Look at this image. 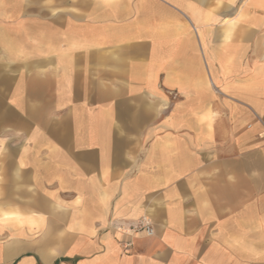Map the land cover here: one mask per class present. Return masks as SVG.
<instances>
[{
    "label": "crops",
    "instance_id": "crops-1",
    "mask_svg": "<svg viewBox=\"0 0 264 264\" xmlns=\"http://www.w3.org/2000/svg\"><path fill=\"white\" fill-rule=\"evenodd\" d=\"M0 264H264V0H0Z\"/></svg>",
    "mask_w": 264,
    "mask_h": 264
},
{
    "label": "built area",
    "instance_id": "built-area-1",
    "mask_svg": "<svg viewBox=\"0 0 264 264\" xmlns=\"http://www.w3.org/2000/svg\"><path fill=\"white\" fill-rule=\"evenodd\" d=\"M116 229L126 238L124 242H121V246L125 250L131 247V239L135 235L145 234L146 236H151L153 234L152 224L145 217L133 222H121L116 226Z\"/></svg>",
    "mask_w": 264,
    "mask_h": 264
},
{
    "label": "bare ground",
    "instance_id": "bare-ground-1",
    "mask_svg": "<svg viewBox=\"0 0 264 264\" xmlns=\"http://www.w3.org/2000/svg\"><path fill=\"white\" fill-rule=\"evenodd\" d=\"M3 220V219H2ZM37 223V222H36ZM27 224V223H26Z\"/></svg>",
    "mask_w": 264,
    "mask_h": 264
}]
</instances>
